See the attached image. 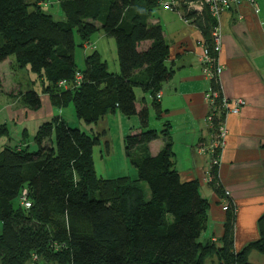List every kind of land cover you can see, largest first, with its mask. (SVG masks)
Segmentation results:
<instances>
[{"label": "trees", "instance_id": "16d2710c", "mask_svg": "<svg viewBox=\"0 0 264 264\" xmlns=\"http://www.w3.org/2000/svg\"><path fill=\"white\" fill-rule=\"evenodd\" d=\"M64 19L56 20L44 11L40 1L0 0V64L13 58L11 68L27 69L40 83V90L16 93L23 106L37 110L40 93L51 104L63 108L72 103L78 119L96 125L119 112L138 115L141 131L125 137V154L137 170L108 178L97 175L93 147L101 133H87L71 127L60 116L44 121L37 129L30 149L27 130L21 144L0 149V258L4 264H252L250 252L264 253V214L258 220L259 238L237 251L234 241V204L225 211L222 235L205 238L210 201L201 194L198 179L182 180L174 165V151L168 138L156 155L148 144L159 137L148 127L149 111L136 108L135 88L149 92L157 117L162 111L156 95L173 70L163 28L150 18L164 0H57ZM194 18L205 43L212 47L216 21L208 10ZM83 46L96 31L114 37L119 72H110L107 62L95 50L86 55V67L76 68L74 31ZM149 42L148 45H145ZM78 86L60 85L74 82ZM210 109L212 129L223 118L222 90ZM168 124H166L167 126ZM167 135V129L161 132ZM104 134V132H103ZM10 136L6 123H0V138ZM209 185L220 197L225 190L217 177V165L210 169ZM149 188V198L139 182ZM31 206L20 203L23 189ZM232 202L231 199L227 198ZM201 237L203 239H201Z\"/></svg>", "mask_w": 264, "mask_h": 264}, {"label": "crops", "instance_id": "0c3cea01", "mask_svg": "<svg viewBox=\"0 0 264 264\" xmlns=\"http://www.w3.org/2000/svg\"><path fill=\"white\" fill-rule=\"evenodd\" d=\"M159 8L158 15L153 14L150 21L160 23L163 28L170 50L166 64L173 70V75L163 84L162 96L157 99L162 111L160 117H157L152 95L140 87L135 88L137 111L146 106L149 111L148 127L159 133V137L148 144V151L156 155L169 138L175 154L174 165L181 179L199 180L201 194L211 203L208 224L211 232L207 229L205 238L213 240L222 235L226 215L222 206L227 198L233 201L234 245L240 251L259 238L258 220L264 214V0H241L224 11L219 20L222 45L218 60L223 66L220 75L222 94L228 99H241L244 102L239 112L226 116L225 145L217 164L218 181L225 191H229V196L223 198L209 185L211 141L215 132L207 118L210 104L206 95L211 80L204 72L205 37L193 22L185 21L180 11L165 9L162 5ZM104 35L100 34L97 41ZM92 44L102 56L97 45ZM12 60L9 58L0 64V73L2 66L6 63L11 65ZM11 82L19 84L18 90L22 91L20 83ZM13 87L10 91L5 87L1 89L9 94ZM40 96L42 106L31 110L17 104L19 96L13 98L9 95L8 100H12H6V104L2 105L0 123L8 124V120L16 119L26 123V119H34L36 122L32 132L35 134L41 123L53 116L64 119L65 107H54L47 94L40 93ZM16 99H19L18 102ZM1 112L5 113L4 117ZM108 117L91 127L92 132L95 129L100 132L101 129L100 133H107ZM120 119L127 122L121 126L125 146V137L141 131V123L137 114L127 120ZM165 129L167 135L161 133ZM21 140L22 137L12 145L8 139L4 145H19ZM26 140L31 148L28 138ZM106 151L112 154L111 148L107 147ZM122 175L125 172L108 178ZM129 176L137 178L134 173H129Z\"/></svg>", "mask_w": 264, "mask_h": 264}, {"label": "rangeland", "instance_id": "374dc122", "mask_svg": "<svg viewBox=\"0 0 264 264\" xmlns=\"http://www.w3.org/2000/svg\"><path fill=\"white\" fill-rule=\"evenodd\" d=\"M29 1L30 2L40 1L43 5L44 11L51 13L54 19L56 20L64 19L63 11L61 10L57 0H29ZM159 10L160 8L154 10L153 13L154 16L158 15ZM100 34H105V33L102 30L96 31L91 35L90 41L92 43H95V45H97L98 50L102 53L103 60L107 62V68L109 69V71L114 73H116L117 71L118 73L120 68L118 63L117 45L115 38L108 35H104V38H102L98 42L97 39L98 36H100ZM74 40H75L74 57H75L76 68L79 70H83L86 67V55L97 50V48L83 46L81 37L76 30L74 31ZM90 41L88 42L91 43ZM88 42H86L85 45H87ZM10 67L11 66L8 65V63H6V65L2 66L0 73V111H2L3 108L2 105L6 104L7 101L10 102L12 100V98L8 100L9 94H7V92L3 91L1 88L5 87L4 89L10 91V88L12 86H15L12 88L11 92L16 93L20 91L18 90L19 84L18 85L12 84L11 81H16L20 83V87L22 88L23 91L32 88L36 90L40 89V83L33 81L35 76L30 71L24 68L13 70ZM16 100L18 102L19 99ZM17 104L23 105L24 102L22 101V99H20L19 103ZM4 114L5 113L1 112L2 117H4ZM63 116H64V120L71 127L80 128L81 130L87 133L92 132L91 127H93L94 125H89L84 121L78 119L75 114L72 103H70L68 106L64 108ZM108 116H109L107 119L108 120L107 123L109 125L108 132L105 134L101 133L102 137L100 136V140L93 147L94 167L97 172V175L103 177H109V176L118 175V173L125 172V175L129 176V173H131V175L132 173H134V176L137 177V170L135 166H133V164L127 159L125 155V146L123 143L124 137L121 133L122 130L121 126L127 122L122 121L120 118H122L123 120H127L128 117H126L125 115L119 112H117L116 115H108ZM35 122L36 120L34 119H30V120L26 119V123H22V121L17 119L15 121L8 120L7 125L10 130V136L8 137L5 136L0 138V149L3 148L4 143L8 139L11 140L12 145L18 143V141L22 137L23 130L26 128L28 133L27 138L31 144L30 149L35 150L36 145L34 144L33 141V137L35 134L34 132H32ZM95 130H96L95 132L97 133H100L102 131L101 129H99L100 132H98L97 129ZM107 147L112 149L111 151L112 154H109L106 151ZM125 161L128 166L127 165L124 166ZM127 167L130 169H128ZM139 184L144 190L146 198H149L150 192L147 184L143 181L139 182ZM209 223L210 221L208 222V224ZM208 230L211 232L210 227H208ZM1 231H2V223L0 221V232ZM201 239L203 238L201 237ZM241 249H243V247ZM249 258L252 264H264V254L258 251H251ZM34 259H36L35 255L33 256L32 260ZM206 264H215V262H213L212 260H208Z\"/></svg>", "mask_w": 264, "mask_h": 264}, {"label": "built area", "instance_id": "2783aa9c", "mask_svg": "<svg viewBox=\"0 0 264 264\" xmlns=\"http://www.w3.org/2000/svg\"><path fill=\"white\" fill-rule=\"evenodd\" d=\"M182 0H164L162 3L163 8L169 9V10H178L182 14H184V11L182 9L181 5ZM186 11H192L195 13V15H201L204 13L205 10H208L209 14L212 18L215 19L216 25L214 26L212 30V40L213 44L212 47L209 49L207 44H204V53H203V61H204V72L205 75L212 81L215 80L221 87L220 83V75L223 71V66L218 60L219 53L221 51V33H220V27H219V20L221 14L230 9L232 6L237 5L241 0H183ZM253 2V0H249ZM184 16V15H183ZM185 18L186 22H192L194 18ZM86 47H93L95 46L92 43H87L85 45ZM83 80V74L81 72H77L75 75L74 82L72 85L71 83H68L67 81L63 80L60 82V85L67 87V86H78ZM222 90V89H221ZM219 91L214 90L211 86L209 88V91L206 95L207 100L210 104V109L214 108L215 106V99L218 96ZM162 96L161 91H159L156 95L157 99H160ZM221 107H217L218 115L221 110L223 111V118L221 122L219 123L217 131H215V135L213 140L211 141V151H212V164H218L219 162V156L221 154V151L223 149V146L225 145V136L227 133V126H226V116L229 113H237L239 112L240 108L244 104L243 100L241 99H228L222 94V102ZM208 121L211 124L212 121V114L209 112ZM212 126V124H211ZM211 178V177H210ZM28 191L26 188L23 189L22 194L20 196V203L25 206L26 208H29L31 206V202L28 199ZM225 196H229V191H225ZM233 205V201L226 200L225 203L222 206L223 210H227L228 207ZM37 258V257H36Z\"/></svg>", "mask_w": 264, "mask_h": 264}, {"label": "flooded vegetation", "instance_id": "af4514ba", "mask_svg": "<svg viewBox=\"0 0 264 264\" xmlns=\"http://www.w3.org/2000/svg\"><path fill=\"white\" fill-rule=\"evenodd\" d=\"M35 260H37V259L31 260L30 263H28V264H38V263H35ZM0 264H4V262L2 261L1 258H0ZM47 264H58V263H56V262H47Z\"/></svg>", "mask_w": 264, "mask_h": 264}, {"label": "water", "instance_id": "95a60500", "mask_svg": "<svg viewBox=\"0 0 264 264\" xmlns=\"http://www.w3.org/2000/svg\"><path fill=\"white\" fill-rule=\"evenodd\" d=\"M38 264H47V262L41 260V261L38 262Z\"/></svg>", "mask_w": 264, "mask_h": 264}]
</instances>
